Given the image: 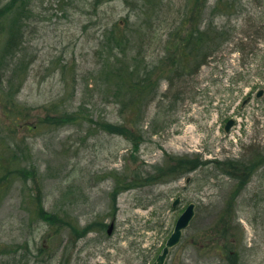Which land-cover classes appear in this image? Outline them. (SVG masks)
<instances>
[{
    "label": "rangeland",
    "instance_id": "obj_1",
    "mask_svg": "<svg viewBox=\"0 0 264 264\" xmlns=\"http://www.w3.org/2000/svg\"><path fill=\"white\" fill-rule=\"evenodd\" d=\"M217 1L208 65L170 87L187 0H0V264H151L190 202L166 264H264V0ZM120 62L153 70L140 97ZM229 159L253 169L239 194ZM213 227L236 237L210 242Z\"/></svg>",
    "mask_w": 264,
    "mask_h": 264
},
{
    "label": "trees",
    "instance_id": "obj_2",
    "mask_svg": "<svg viewBox=\"0 0 264 264\" xmlns=\"http://www.w3.org/2000/svg\"><path fill=\"white\" fill-rule=\"evenodd\" d=\"M219 3H221V0L217 1L214 8L217 7ZM205 4L206 0H187V11L185 16L189 18L190 22L186 24L189 26L186 30L184 29V27H179L176 33L177 35H180V38L175 42L177 53L173 56L174 58H172V62L169 64L170 68L168 70V75L165 76L166 79H168L170 82V87H174L173 84H175V82H177L178 80H181L183 77L197 73L200 66H202V64L204 63L205 58L210 54L209 51L206 53V50L204 49L205 41L208 39L210 33L208 27L203 21V17H201V14L205 9ZM233 6H235V2L234 5L226 4L224 7H218V9L220 8L225 9L226 11H231ZM179 25L181 26V21L179 22ZM174 27H178V25H175ZM111 33L112 43H114L115 47L120 48L121 51H123L122 47L128 40L123 38L122 35L118 34L116 32V28L112 29ZM121 51H118V53H120ZM211 52H214V49H212ZM119 66L121 67L116 70V74L119 78H124L125 82V76H129V80H134L136 82L135 85L127 86V89L133 92V95L136 97H140L141 95H143L153 76V74H151L153 70L145 68L140 76H137V72L135 70L126 71L121 62ZM127 121L128 120H123L122 123H125ZM197 159L198 158L187 159L185 162H183L182 159L180 160L182 161V166H184V168H187L189 162L195 161ZM252 160L253 158L250 159V165H252L254 162H252ZM12 162H14V160ZM222 164L224 163L222 162L219 167L222 168L227 174L235 177L238 181H240L241 187L244 186L248 176L253 173V169L248 170L249 167L245 166L244 160L241 159H229L228 165ZM196 168L197 167H193L192 169L196 170ZM161 171L162 170L158 171L157 173ZM30 175L31 177L34 176L32 171H30ZM166 176L167 175H164L163 178H165ZM157 178L158 177L155 174L150 176L149 180H157ZM132 181V179H129V177H127L123 183L126 186H129ZM115 191L117 192L118 190ZM36 211L41 216V219L46 220L48 223H50L55 233L60 230V228L62 227L61 224L64 222V219H62L60 215L46 211L45 208H43V206H41L40 204L37 207ZM64 224L70 225L74 233H77L78 236L82 234V232H79L77 230L75 224H71L69 222H65ZM90 226L91 225H87V227H84V230H87L88 228H90ZM204 236L206 237L205 239L210 242H219L220 240L224 239H226V241H229L231 237H236L234 232L228 229V227H225L224 230L221 228L218 231H215L213 227V229L206 232Z\"/></svg>",
    "mask_w": 264,
    "mask_h": 264
},
{
    "label": "water",
    "instance_id": "obj_3",
    "mask_svg": "<svg viewBox=\"0 0 264 264\" xmlns=\"http://www.w3.org/2000/svg\"><path fill=\"white\" fill-rule=\"evenodd\" d=\"M262 94H263V91L261 90L259 91L257 95L261 96ZM233 123H234L233 119H230L227 122L225 126V130L227 132L230 130V127L233 125ZM179 201H180V197H177L173 205H177ZM194 216H195V203L192 202L187 206L185 211L178 218L173 233L168 238L162 253L157 257V259L153 262V264H164L165 263L166 258L169 254L170 248L176 246L180 242L182 234H183V229L189 226ZM113 226H114V223L110 225L109 233L112 232Z\"/></svg>",
    "mask_w": 264,
    "mask_h": 264
}]
</instances>
